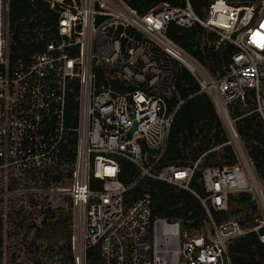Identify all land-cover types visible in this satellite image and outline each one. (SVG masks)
<instances>
[{
	"label": "built area",
	"instance_id": "2783aa9c",
	"mask_svg": "<svg viewBox=\"0 0 264 264\" xmlns=\"http://www.w3.org/2000/svg\"><path fill=\"white\" fill-rule=\"evenodd\" d=\"M37 1L57 17L34 31L39 50L21 55L13 51L11 0H0V208L27 210V197L65 195L73 264H233L236 241L254 232L264 243V180L237 130L251 114L264 125V0H180L146 13L129 0ZM171 24L202 29L196 40L210 51L233 46L223 72L176 43ZM185 72L222 124L226 141L211 151L230 146L235 164L200 169L205 154L193 166L161 164L187 101L179 88ZM237 106L243 116H234ZM63 150L72 161L61 159ZM122 159L139 169L130 184L120 179ZM64 162L70 185L48 186L66 175ZM199 170L204 197L191 189ZM146 179L194 193L207 219L190 228L194 220L154 218L148 190L128 203ZM243 195L258 209L255 224L213 218Z\"/></svg>",
	"mask_w": 264,
	"mask_h": 264
},
{
	"label": "trees",
	"instance_id": "16d2710c",
	"mask_svg": "<svg viewBox=\"0 0 264 264\" xmlns=\"http://www.w3.org/2000/svg\"><path fill=\"white\" fill-rule=\"evenodd\" d=\"M180 0H129L130 5L140 13H146L155 6L169 2L177 4ZM57 15L50 10L49 6L42 1L11 0L9 22L15 42L14 53L30 55L39 50L40 46L33 40L36 38L35 30L48 27L51 21L56 20ZM169 36L174 39L183 49L192 53L213 74L223 72L224 66L228 65L235 51L233 46H225L217 52L210 51L206 46L197 41L198 33L202 36V29H181L176 24H171ZM200 36V39H201ZM183 98L187 101L178 110L170 133L168 148L161 160L164 166H193L202 156L199 168L209 166L233 165L236 158L230 146H224L218 150L211 151L214 147L222 145L225 135L222 124L216 114L210 98L205 94H199L200 86L196 79L185 72L179 85ZM246 112L239 106L234 110V116H243ZM237 130L249 150V154L255 167L264 180V125L256 114L242 117L237 122ZM74 158L72 152H62L61 159L68 161ZM120 179L125 184H130L139 174V169L130 161L122 159ZM201 171L195 173L191 183V189L199 196H205V190L200 182ZM71 176V171L66 175H57L54 179L58 184L66 177ZM144 190L151 193L153 201L154 218L186 219L194 220L190 228H200L201 221L207 219L208 214L197 196L187 190L180 189L168 183L146 179L130 193L128 203L139 198ZM249 198L243 195L240 202L243 204ZM256 213V207H254ZM239 212L233 206L225 212L212 211V216L217 222L230 219ZM56 213L47 210L42 218L43 223L49 218H54ZM71 218L65 219V222ZM256 217L242 222L243 226L255 224ZM251 222L250 224H248ZM38 226V223H34ZM50 229H47V231ZM66 242L59 247V252L65 254L70 264H73L71 250V231L65 224ZM53 248V247H51ZM55 248V247H54ZM230 254L233 264H262L264 263V243L256 233H249L246 237L236 241L230 246ZM92 262L98 259V253L91 251ZM1 262V259H0Z\"/></svg>",
	"mask_w": 264,
	"mask_h": 264
},
{
	"label": "rangeland",
	"instance_id": "374dc122",
	"mask_svg": "<svg viewBox=\"0 0 264 264\" xmlns=\"http://www.w3.org/2000/svg\"><path fill=\"white\" fill-rule=\"evenodd\" d=\"M71 168V163H61L62 174H67ZM70 182V178L66 177L58 184L50 179L47 183L48 186L55 184L66 188ZM25 199L28 201L27 210H8V203L0 208V264H70L65 254L59 252V247L66 242L64 228L65 224H68L65 219L71 212L69 199L63 194L53 198L45 197L43 201L34 197ZM240 199L233 200L232 206L239 212L230 219L246 222L251 217H256L258 209L255 213L256 205L253 200L249 198L242 204ZM41 203L44 206L39 209L38 205ZM49 209L54 211L56 216L49 218L46 223L41 221L38 226H34Z\"/></svg>",
	"mask_w": 264,
	"mask_h": 264
},
{
	"label": "water",
	"instance_id": "95a60500",
	"mask_svg": "<svg viewBox=\"0 0 264 264\" xmlns=\"http://www.w3.org/2000/svg\"><path fill=\"white\" fill-rule=\"evenodd\" d=\"M136 127H134L133 131H135Z\"/></svg>",
	"mask_w": 264,
	"mask_h": 264
}]
</instances>
